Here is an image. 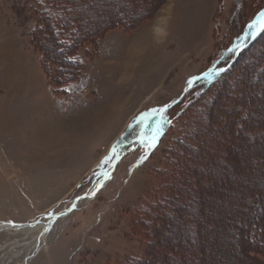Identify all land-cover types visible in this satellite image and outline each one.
<instances>
[{"label":"rangeland","instance_id":"obj_1","mask_svg":"<svg viewBox=\"0 0 264 264\" xmlns=\"http://www.w3.org/2000/svg\"><path fill=\"white\" fill-rule=\"evenodd\" d=\"M100 1L87 0L102 29ZM109 1L119 24L79 51L83 71L58 92L54 84L68 72L54 39L44 28L34 32L33 3L0 0V222H47L69 211L39 245V228L0 232V264H127L120 255L142 254L151 258L144 264H197L200 243L203 264H259L264 36L240 56L226 86L203 98L220 91L226 104L200 100L194 117L169 112L172 125L154 146L138 139L191 80L226 69L249 44L264 0ZM78 126L86 138L68 141L63 132ZM112 162L108 182L75 209ZM247 223L251 235L241 240Z\"/></svg>","mask_w":264,"mask_h":264},{"label":"trees","instance_id":"obj_2","mask_svg":"<svg viewBox=\"0 0 264 264\" xmlns=\"http://www.w3.org/2000/svg\"><path fill=\"white\" fill-rule=\"evenodd\" d=\"M28 1L33 3L34 11L37 14V24L34 29V32L36 33L41 28H44L45 29L44 33L47 34V36H50L54 39L55 46L57 47L58 53L60 55L62 54L63 61H64L63 63L66 69L64 73L66 71L68 73L65 74V78L63 79V82H61L60 84H54L55 89H57L58 92H61V90L59 89L60 86H62L64 83L68 81L76 79L80 75V73L83 71L84 64H82V62H80L78 59L79 51L86 49L87 46H90V44L97 45L102 35L105 34L108 29L115 26L116 24L117 25L119 24L118 20H114V17L111 16V13H112V11H110L111 8L104 5V0H101L100 1L101 3H98V5L100 6L103 5L104 10L106 12L107 21H108V22L106 21L107 25L106 24L104 25L103 23L102 29L99 26L101 22H98L99 16L97 15V17H93L92 15L91 16L89 15L90 13L91 14L96 13L94 12L96 5H94L93 2H92V5H90V3L87 2V0H28ZM106 1L108 2L109 0H106ZM114 1L115 0H112V2ZM145 1H148V0H145ZM138 18L144 19L145 15L140 14ZM263 36H264V29L261 31V33L257 37L253 39L250 38L249 44L238 53L236 58H233L231 60L229 66L225 69V71L217 73V74L212 73L211 75L207 77H201L200 79L196 80L191 86V88L189 89L188 93L180 101H178L176 104H174L172 107H170L163 113L157 135L160 132H164L171 127L172 122H171V118L169 117L170 115L169 112L175 113L176 110L179 111L182 108H184L181 112H177L178 114L180 113L181 115L180 117L184 116L182 112H185V111L188 112L189 110H190V115L194 117L195 114L192 115L195 109L194 107L199 103L200 100L202 102H205V104L208 103L211 106V108L213 107V109L216 106L222 107L223 104H226L227 101L225 102L223 98L221 99L220 91H218L217 94H215L216 96L214 98H210L208 99V101H204L203 98L206 95V93H208L211 89L218 90V88L223 89L226 86V83L224 80L226 78H229V76H231L235 72L234 71L236 68L235 66L237 65V62L239 61L240 56L244 52L248 51L260 39H262ZM229 104L230 106L228 105V107H232L236 103L234 99H232L229 102ZM233 112L234 110L229 111L231 116ZM135 119L136 118H134L133 121ZM195 121L197 122L198 119H196ZM210 121L212 120L207 119V122H210ZM129 128L130 127H127L125 133L120 137V140H125L126 133L128 132ZM232 130L233 129L231 128V130L229 131L227 135L228 137L232 135L231 133ZM196 135H199V132H196L193 136L195 137ZM138 203L145 204L144 201H140ZM135 216H136V213H135ZM248 228H249V223H247L246 227L238 228L239 229L238 235L239 236L241 235L242 237L241 240L244 239L243 236H248V234L251 235L250 232H248L249 231ZM157 231L158 229L155 232ZM177 243H178L177 248L181 249L180 251H178V253L181 254L183 250L182 248H184L185 246L183 245L181 239H178ZM243 243L244 241H242V245ZM202 244L200 243V246L198 247V249L196 248L197 249L196 252L200 256V257H196V254H195V257H196L195 263L197 264H203V261H202L203 247L202 246L204 245ZM255 247L256 246L252 248L256 249ZM215 251H218V250L215 249ZM148 252H149V249H148ZM180 254H179V258L181 257ZM249 254L251 255L253 254V256H257V253L255 251H250ZM120 257L124 260L123 262H126L127 264H144L148 262L149 259H151L149 258L150 257L149 255L145 257L143 254L141 256H132L128 259L123 257V255H120ZM254 259L258 261L259 264L261 263L263 264L264 262V261H261L260 259L258 260L257 258H254ZM209 260H210V257H209Z\"/></svg>","mask_w":264,"mask_h":264},{"label":"bare ground","instance_id":"obj_3","mask_svg":"<svg viewBox=\"0 0 264 264\" xmlns=\"http://www.w3.org/2000/svg\"><path fill=\"white\" fill-rule=\"evenodd\" d=\"M147 35V36H146ZM149 34L144 35V37H148ZM87 127L85 126H78L75 127L74 129H69L66 130L65 135L68 141H72L74 138H79L81 140L84 141V139L86 138V129ZM64 131V130H63ZM62 134V133H61ZM115 162V161H114ZM112 162L110 164V166L102 173V177L99 179V182L95 183L94 185H92V187L83 195L79 196L72 204L73 207H75V209L78 207V205L85 200H92L94 198V196L98 193V189L102 186L103 182H108L109 177L112 175L113 173V169L116 163ZM69 211H64L60 214H56L54 216H51L50 219L47 222H39V223H29V224H23V223H16V222H0V232H8V231H15V230H20V229H41V234L39 235V237L36 240V244L39 245V243H37L39 241V239L42 238V236L47 233V231H49L53 224L57 221L58 218H61L65 215H67Z\"/></svg>","mask_w":264,"mask_h":264},{"label":"water","instance_id":"obj_4","mask_svg":"<svg viewBox=\"0 0 264 264\" xmlns=\"http://www.w3.org/2000/svg\"><path fill=\"white\" fill-rule=\"evenodd\" d=\"M262 28H263V27H260V26H259V28H258L257 33L255 34V36H257V35L260 33V31L262 30ZM255 36H254V37H255ZM204 75H206V74H202L201 76H197V77H195V78L190 82V84L188 85V89L191 88L192 84H193L198 78H200V77H202V76H204ZM183 96H184V94H183ZM183 96H182V97H183ZM182 97H180V98H178V99H175V100H173L172 102H170L169 104L165 105V106L161 109V111L159 112L158 118L160 119V117L162 116L163 112H164L166 109H168L169 107L173 106V105H174L175 103H177L179 100H181ZM141 140H144V141H145V140H147V138L145 137V138H142Z\"/></svg>","mask_w":264,"mask_h":264},{"label":"snow or ice","instance_id":"obj_5","mask_svg":"<svg viewBox=\"0 0 264 264\" xmlns=\"http://www.w3.org/2000/svg\"><path fill=\"white\" fill-rule=\"evenodd\" d=\"M260 16H261V21H254L253 24L258 25L260 27H264V13H261ZM155 140H156V137H153V143L150 146H154Z\"/></svg>","mask_w":264,"mask_h":264},{"label":"crops","instance_id":"obj_6","mask_svg":"<svg viewBox=\"0 0 264 264\" xmlns=\"http://www.w3.org/2000/svg\"><path fill=\"white\" fill-rule=\"evenodd\" d=\"M77 91H78V89H77ZM37 106H38V105H37ZM38 107H40V106H38ZM40 108L44 109L42 106H41ZM44 125L47 126V124H44Z\"/></svg>","mask_w":264,"mask_h":264}]
</instances>
